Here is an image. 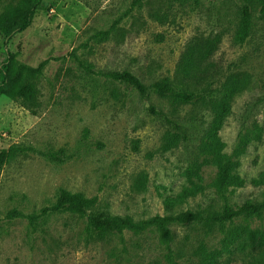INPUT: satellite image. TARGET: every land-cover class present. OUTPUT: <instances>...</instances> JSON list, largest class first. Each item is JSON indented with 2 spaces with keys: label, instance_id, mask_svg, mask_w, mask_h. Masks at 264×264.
Returning <instances> with one entry per match:
<instances>
[{
  "label": "rangeland",
  "instance_id": "rangeland-1",
  "mask_svg": "<svg viewBox=\"0 0 264 264\" xmlns=\"http://www.w3.org/2000/svg\"><path fill=\"white\" fill-rule=\"evenodd\" d=\"M137 1L43 0L27 31L0 37V83L8 56L31 67L48 61L37 115L0 95V152L35 149L11 155L0 170V264H202L204 252L212 264H249L264 252V213L224 228L173 224L170 247L153 230L97 237L86 216L70 212L35 223L11 217L40 214L61 190L97 198L91 213L137 222L264 201L263 187H215L220 155L248 182L264 176L260 2L251 1V36L239 45L242 0ZM123 71L147 94L101 74ZM166 79L197 100L161 97L154 85ZM172 133L185 139L167 147ZM194 185L203 191L181 202ZM233 230L243 238L226 249Z\"/></svg>",
  "mask_w": 264,
  "mask_h": 264
},
{
  "label": "trees",
  "instance_id": "trees-1",
  "mask_svg": "<svg viewBox=\"0 0 264 264\" xmlns=\"http://www.w3.org/2000/svg\"><path fill=\"white\" fill-rule=\"evenodd\" d=\"M7 1L0 14V37L6 42L10 41L16 34L27 31L33 24L38 9L41 7L43 0H0ZM143 0H138L137 3ZM252 0H242L239 12V23L235 34V42L243 45L251 36L252 32ZM260 2V13L264 15V0ZM109 32H106L108 34ZM48 65V61L39 64L38 67H31L26 64L17 63L13 56H8L7 61L3 65L1 74L3 76L0 83V95H4L9 99L19 103L23 108L32 115H37L41 108L39 80L44 73V68ZM95 73V72H94ZM101 72H96L100 74ZM113 81L120 82L126 86L135 88L142 95L147 94L148 86L130 71L123 72H107L101 73ZM157 93L161 97H171L177 104H191L197 100V96L193 93L175 90L168 79L157 82L154 85ZM163 114V113H162ZM166 121L173 124L166 118ZM174 125V124H173ZM179 130V126H176ZM215 130L220 127L219 122L213 126ZM210 136L216 138L213 130H210ZM185 139L181 134H170L168 137L167 147L173 143ZM35 151L31 147L12 146L8 151L0 152V170L7 163L9 157L18 153H28ZM51 158H58L57 154H46ZM215 164L218 169V175L215 182L216 189L225 193L228 189L244 188L248 184L255 187L264 188V176L260 179H252L250 182L242 179L235 172V163L227 156L220 155L216 158ZM203 188L194 185L192 188L185 189L180 196V201L184 202L190 197H194ZM97 198H88L82 194L71 193L61 190L58 194L57 201L52 207L44 208L40 214H32L24 216L21 213H13L11 217H26L31 223L37 222L41 218L48 215L70 212L74 215L86 216L88 218L89 227L93 234L97 237H103L109 233L123 234L125 231H131L135 234H142L148 230L158 233L160 240L170 247L174 240L171 225L180 224H205L208 227L218 226L224 228L228 224L242 219L243 217H258L264 213L263 202H248L244 205L234 208L229 203H225L220 213H202L188 211L179 215L154 216V218L144 221H134L129 217L109 216L106 212L91 213L96 206ZM252 236L254 234L252 233ZM243 236L239 231L226 232L222 240V246L226 249ZM204 252L202 255V264H212L213 256ZM172 264H177L171 261ZM249 264H264V252L258 256H253Z\"/></svg>",
  "mask_w": 264,
  "mask_h": 264
}]
</instances>
